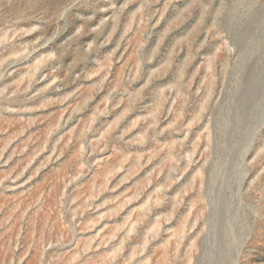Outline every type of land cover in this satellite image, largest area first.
Instances as JSON below:
<instances>
[{"label": "rangeland", "instance_id": "374dc122", "mask_svg": "<svg viewBox=\"0 0 264 264\" xmlns=\"http://www.w3.org/2000/svg\"><path fill=\"white\" fill-rule=\"evenodd\" d=\"M0 264H264V0H0Z\"/></svg>", "mask_w": 264, "mask_h": 264}]
</instances>
